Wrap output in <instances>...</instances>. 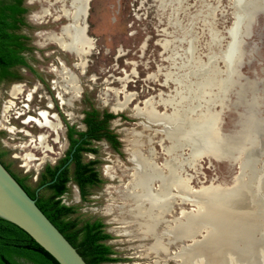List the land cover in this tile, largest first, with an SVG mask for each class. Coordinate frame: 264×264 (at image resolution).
I'll list each match as a JSON object with an SVG mask.
<instances>
[{"label": "rangeland", "instance_id": "374dc122", "mask_svg": "<svg viewBox=\"0 0 264 264\" xmlns=\"http://www.w3.org/2000/svg\"><path fill=\"white\" fill-rule=\"evenodd\" d=\"M238 1L91 0L87 19L91 40L79 34L80 30L86 32V20L51 19L52 15H62L61 6L69 8L71 0L51 7L49 15L44 14V9L50 5L45 0H26L29 12L24 29L32 35L33 44L45 45L49 41L51 46L31 53L37 73L17 69L20 78L0 87V151H8L2 159L6 164L11 163L9 167L15 173L30 174L29 182L34 183L43 165L55 164L63 154L67 124L86 130L84 119L88 110L96 108L115 113L117 117L110 121V127L118 135L121 149L115 150L104 139L95 140L93 146L99 153L86 154V160L100 159L104 183L84 200L78 185L71 182L70 190L63 196L65 203L79 207L74 216L100 217L107 224V231L113 236L109 243L122 259L111 264H158L160 245L164 242L174 249L179 245L177 251L184 247L174 253L177 263L165 257V264H194L196 258L206 259L211 264H233L243 260L249 252L263 258L264 197L257 193L258 181L252 180L257 172L254 161L259 154L264 159L263 149L258 145L244 157L245 169L251 174L249 184L256 192L251 204L230 210L211 208L208 203L204 207L206 197L198 190L211 184L235 185L240 160L218 157L213 153L214 148L212 153L200 157L193 154V147L203 141L191 131L195 118L209 120L213 135L219 112L222 134L232 135L240 129L242 117L251 104L259 119L257 138L264 139V0L251 9L250 19L241 18L239 42L231 49L228 43L232 42L231 30L238 20L235 15ZM72 23L73 54L49 39L51 33L60 34L63 26ZM49 50L55 51V56H48ZM76 54L82 60L76 58ZM211 58L214 59L212 65L208 71L205 68L203 71V75L212 78V84L206 88L210 90L208 96L213 97L208 105L207 96L199 97L203 72L199 73L201 79L192 75L198 76V69ZM62 63L74 76L70 92L64 81ZM183 64L187 68H183ZM184 71L187 73L181 74ZM228 74H232L230 82ZM38 80L43 87L38 88L34 100L29 101L27 95L31 89L36 90ZM177 81L181 90L177 98L169 101L178 89ZM17 84L23 86V92L15 99L10 90ZM48 97L55 104L50 109L52 114L61 116L62 127L57 134L39 129L33 122L26 123L29 115L37 116L39 108H47ZM11 101L15 105L5 111ZM29 106L36 109L29 113ZM155 115L157 122L149 121L148 117ZM180 121L183 131L176 129ZM42 133L47 136L44 145H33L30 140ZM212 138L215 142L214 135ZM262 162L259 160L256 165ZM149 165L160 175H154L151 189L145 190L134 176L138 172L139 178H143ZM174 172L179 183L175 182ZM240 177H245V172ZM131 181L135 188L127 187ZM193 207L197 208L186 210ZM143 209L147 214L141 213ZM158 209L166 212V224L172 227L167 234H164L168 229L165 225L153 221ZM204 225L209 226L208 229ZM192 236L202 239L194 240L189 246L175 243ZM179 256H185L184 262H179Z\"/></svg>", "mask_w": 264, "mask_h": 264}, {"label": "trees", "instance_id": "16d2710c", "mask_svg": "<svg viewBox=\"0 0 264 264\" xmlns=\"http://www.w3.org/2000/svg\"><path fill=\"white\" fill-rule=\"evenodd\" d=\"M29 7L24 0H0V78L8 81L19 79L17 66L26 63L23 52L27 46V35L22 27L27 25L25 14ZM117 117L113 112L92 108L86 112V130L70 127L72 140L67 156L55 164H48L38 181L30 183V174L19 175L12 171L2 157L8 151H0V161L11 172L28 194L36 199L38 206L77 248L88 264H107L120 260L114 246L108 243L113 236L100 217L74 216L77 205L64 202L63 196L70 190L69 183L78 185L84 200L92 190L104 183L99 168L100 159L86 160L87 153L98 154L95 140H106L117 151L121 149L118 135L110 127ZM73 152V149L75 148ZM73 156H72V155ZM66 165L57 175L58 170ZM57 175V178H56ZM55 179V180H54ZM54 180L53 182H51ZM45 187L39 189L42 185ZM0 264H60L37 241L18 225L0 217Z\"/></svg>", "mask_w": 264, "mask_h": 264}, {"label": "bare ground", "instance_id": "6f19581e", "mask_svg": "<svg viewBox=\"0 0 264 264\" xmlns=\"http://www.w3.org/2000/svg\"><path fill=\"white\" fill-rule=\"evenodd\" d=\"M46 2H48L50 5L44 9V14L49 15L50 14V8L53 7L56 4H60L63 0H56L55 2H51L50 0H45ZM68 1V0H67ZM70 1V0H69ZM162 1V0H161ZM242 1V2H241ZM239 0L238 3L235 5V15H237L238 17H241L242 19H250L251 17V9L253 10L255 8V6L258 4V2H262L263 0ZM90 2L91 0H71V4L69 8L64 7L63 5L61 6V11L63 12L62 15H58L56 17V19H70L72 21L75 22V20L78 19H83L84 21L86 20V25H87V30L85 32L84 30H80L79 34L86 36L87 39H91L92 38L89 36L88 34V14H89V8H90ZM241 2V3H239ZM262 5L264 6V3L262 2ZM60 6V5H59ZM241 11L243 12L241 14ZM60 12V11H59ZM61 13V12H60ZM56 15V14H55ZM83 21V22H84ZM57 23V22H55ZM74 24H68L66 26H63L62 28V32L60 34L57 33H51L49 35V39L52 42H55L57 45H59L63 50L71 53L75 51V47H74V37H75V33H74ZM59 31V30H58ZM232 34H233V38H232V42H229L228 45H230V48L235 49L237 44L235 43V36H234V29L231 30ZM231 38V37H230ZM221 41V37H219V42ZM220 44V43H219ZM77 46V45H76ZM94 46V45H93ZM92 50V49H91ZM234 52V51H233ZM71 53V54H73ZM91 53V52H90ZM222 55V53H221ZM76 58L82 60V58H79V55L76 54L74 55ZM216 58V56L214 57ZM236 59V58H235ZM214 61L213 58H211L207 64H204L203 66L201 65V67L198 69L197 71V75H192L194 77H196L197 79H201L199 77V73L204 71V68L208 71V68H210V66L212 65V62ZM233 61V60H232ZM229 64V63H228ZM62 71L64 73V81L67 82V85L69 87V92L73 90V85H74V76L72 74L71 71H69L67 69V67L64 65V63H62ZM235 66V65H234ZM233 66V67H234ZM183 68H187L186 64H183L182 66ZM226 68V67H225ZM203 69V70H202ZM188 71V69H187ZM187 71H184V73L181 74H185L187 73ZM217 72V71H216ZM205 72L202 73V75ZM230 73V72H229ZM232 73V72H231ZM180 74V75H181ZM203 79L201 82H203V87L200 89L199 92V97H206L205 101L207 102V104L209 105V103L211 102V99L213 97H210L208 95H210V90H206V88L208 86H210L212 84V78L210 76L207 75H203ZM188 79L190 80V76ZM228 81L230 82L232 79V74H228ZM217 80V79H215ZM239 80V79H238ZM195 81V80H192ZM254 81V80H253ZM178 82V81H177ZM179 86L178 89L176 90L175 95L172 96V98L169 99L170 100H174L175 98H177V94L178 92L181 90V84L180 82H178ZM230 84V83H229ZM247 85V84H246ZM245 85V86H246ZM247 87V86H246ZM225 88V87H224ZM251 90V89H250ZM259 90V89H258ZM75 91V90H74ZM11 95L15 96L16 98L19 97V95L23 92V88L21 87V85H14L12 87V89L10 90ZM207 92V93H206ZM209 92V93H208ZM237 92V90H236ZM227 94V93H226ZM225 94V96H226ZM33 92L30 91L28 93V100L32 101L33 100ZM71 95V94H70ZM61 98H63L62 93H60ZM249 96V95H248ZM254 97V96H253ZM256 98V97H255ZM260 98V97H259ZM64 103L67 102L66 99H62ZM246 100V99H245ZM250 101V100H249ZM10 104L12 105V107L15 105L14 102H10ZM11 105L6 106L5 111H7L8 109H11L12 107H10ZM52 102L49 101V104L47 105V108L43 109H39L40 112H38L37 116H29V118L26 120V123L28 122H33L36 124V126L39 129H45V130H49L53 133H59L62 127V123H61V116L59 114H52V111L50 109H52ZM250 110L248 111L247 114H245V116L242 117V120L240 122V129L232 134V135H225L224 138L221 139L222 136V132L220 130L219 127V120H220V113L218 112V121L215 123V128L214 129V137H215V142L213 140V135L211 133V122L209 120L203 119V118H195V120H193L191 122V131L193 132L194 136L196 138H200L203 139L201 144H197V146L193 147V154L194 157H200L206 153H212V149H213V153H215V151L217 150L219 143H224L223 148H225L224 150L222 149L221 153L223 152L224 154H233L235 150H237L238 148H242L240 147L243 143L245 142L246 144H248L249 146H253L254 144H256V135L257 134V125H258V121L259 119L256 117L255 112L253 111V106L252 104L250 105ZM248 107V106H247ZM206 108V107H205ZM249 108V107H248ZM210 111L212 112V110L210 109ZM247 111V110H246ZM155 117H151L149 119V121L151 122H157L155 120ZM198 117V116H197ZM53 119H56L58 122H54ZM183 119V118H182ZM187 121V119H186ZM182 121L177 122L176 123V129L178 131H183V124H181ZM261 126V125H260ZM64 128V127H63ZM11 131H13V129H11ZM172 131V130H171ZM170 132V131H169ZM169 134V133H168ZM187 134V133H186ZM31 135V134H30ZM171 135V134H170ZM46 134L42 133L40 134L38 137H34V139L30 140V142H32L33 145L37 144L39 146H43L44 142L46 140ZM170 138V137H169ZM262 138V137H261ZM175 140V139H174ZM221 140V141H220ZM179 145V144H178ZM215 146V147H214ZM260 147V146H259ZM251 149V148H250ZM245 150L244 152V157L245 154L247 153L248 150ZM260 149V148H259ZM134 157V156H133ZM215 157V156H214ZM28 160L31 161L30 157H26ZM229 158V157H228ZM260 164V163H259ZM163 167V166H162ZM140 168V167H139ZM164 168V167H163ZM149 169V170H148ZM137 171V170H136ZM169 171V170H168ZM145 176L143 178H139V173H135V179L138 180V182L140 183V185L142 186L143 189L145 190H150L151 189V184L150 181L152 180V177L154 175L158 176L160 175V172L152 167V166H148L147 170L145 172ZM176 172L173 173V177L175 178V182L179 183L177 178H176ZM251 176V174L249 173V171L245 170V177H243L241 179V177L237 180V182L235 183V185H233L232 187L226 189V190H221V191H208V188L203 187L202 189L198 190V193H200L201 191H205V192H209L206 195L209 196V198L206 199V204H204L203 206H207L208 205L211 208H215V209H234V208H239V207H246L248 205L251 204L254 196H255V190L253 187L250 186L249 184V177ZM248 178V179H247ZM251 179V178H250ZM254 180V178L252 179ZM263 180V179H262ZM166 183V182H165ZM171 183V182H170ZM169 183V185H171ZM260 183V182H259ZM168 184V183H167ZM176 184V183H175ZM256 184V183H255ZM134 185V182L131 181L129 182V184H127V187H132ZM162 185V184H161ZM167 186V185H166ZM255 186V185H254ZM134 187V186H133ZM181 187V186H180ZM208 187V186H207ZM135 188V187H134ZM167 188V187H166ZM182 188V187H181ZM258 188H259V184H258ZM257 189V188H256ZM163 190V188H162ZM164 191V190H163ZM184 192V191H183ZM164 193V192H163ZM182 193V192H181ZM126 195V194H125ZM128 195V194H127ZM258 195V194H257ZM128 197V196H127ZM261 197V196H260ZM135 200V199H134ZM138 200V199H137ZM184 200V199H183ZM200 199H198L197 201H199ZM139 201V200H138ZM137 201V202H138ZM136 202V201H135ZM263 202V201H262ZM194 204V203H193ZM171 205V204H169ZM197 206V205H196ZM202 206V207H203ZM197 208V207H196ZM195 208V209H196ZM167 210V209H166ZM169 210V209H168ZM171 210V209H170ZM201 212V211H200ZM141 213H143L144 215L147 214V211L145 209L141 210ZM199 213V212H197ZM262 215V214H261ZM182 216V215H181ZM194 216V215H193ZM203 216V215H202ZM201 216V217H202ZM207 217V215H206ZM185 218V217H184ZM184 220V219H183ZM193 220V219H192ZM195 220V219H194ZM224 220V219H223ZM262 220V218H261ZM153 221L156 222L159 225H165L164 227H167L168 229L164 230V234H167V232H169L170 230H172L171 225L166 224V212L158 209V212L155 214V217H153ZM221 222V221H220ZM224 222V221H223ZM264 222V221H263ZM227 223V222H226ZM152 224V223H150ZM200 224V223H199ZM173 225V224H172ZM217 225V224H216ZM226 225V224H224ZM253 225V224H252ZM256 225V224H254ZM260 225V223H259ZM231 226V225H230ZM229 226V227H230ZM234 226V225H233ZM197 227V225H196ZM202 227V226H201ZM203 227H205V229L209 226L204 225ZM226 228V227H225ZM184 229V228H183ZM235 229V228H234ZM155 230V229H154ZM176 230V229H175ZM174 230V231H175ZM198 230V229H197ZM216 230V229H215ZM227 230V229H225ZM230 230V229H229ZM257 230V229H256ZM254 231H255V227H254ZM145 232V231H144ZM233 232V231H232ZM258 232V231H257ZM183 234V233H182ZM215 234V233H214ZM220 234V233H219ZM262 234V233H261ZM209 235V234H208ZM218 235V234H217ZM222 235V234H221ZM254 235V234H253ZM159 236V235H158ZM184 236V234H183ZM256 236V235H255ZM234 237V236H233ZM251 237V235L249 236V238ZM254 237V236H253ZM183 238V237H182ZM189 238V237H188ZM206 238V237H205ZM218 238H221V236ZM259 238V237H258ZM238 239V238H237ZM154 240V239H153ZM160 240V239H159ZM158 240V241H159ZM172 240V239H171ZM216 240V238L214 239ZM264 240V239H263ZM201 241V240H200ZM260 243V242H259ZM262 243V242H261ZM264 243V242H263ZM160 244V243H159ZM161 251L163 252H168L169 246L164 242L161 245ZM201 246V245H200ZM206 246V245H205ZM210 246V245H209ZM184 247H180L177 252H181L183 250ZM154 249V248H153ZM195 249V248H194ZM239 249V248H238ZM199 250V249H198ZM195 251V250H194ZM209 253V252H208ZM261 253V252H260ZM203 253H201L202 255ZM212 254V253H211ZM234 254V253H233ZM176 255V254H175ZM222 256V255H220ZM191 257V256H190ZM226 257V256H225ZM192 258V257H191ZM177 259L179 260V262H184L185 260V256H179L177 257ZM231 260V259H230ZM232 261V260H231ZM177 263V262H176ZM239 264H262V258L261 256H259L257 253L255 252H249L246 253L245 257L243 260L238 261ZM191 264V263H190ZM194 264H211L208 260L206 259H202V258H196Z\"/></svg>", "mask_w": 264, "mask_h": 264}, {"label": "water", "instance_id": "95a60500", "mask_svg": "<svg viewBox=\"0 0 264 264\" xmlns=\"http://www.w3.org/2000/svg\"><path fill=\"white\" fill-rule=\"evenodd\" d=\"M242 23L241 17H238V20L233 27L235 43L238 44V32L240 29V25ZM89 25V23H88ZM255 103H258V100H255ZM256 137L258 135L255 134ZM225 135L222 134L221 139L224 138ZM256 144L253 146H249L245 142L240 146L242 148H238L234 151L236 155L232 154H224L221 153L222 149L224 150L222 145L224 143H219L217 150L215 151L218 157H230L235 161L240 160V173L238 175V179L240 175L245 172V163H244V152L247 149H254L258 145L263 149L264 152V139L259 141V138H256ZM221 141V140H220ZM254 152V150H253ZM258 159L255 160V181H258L259 188L257 193L264 197V162L261 165L257 166L256 164L259 160L264 161V159L260 158V154L257 156ZM71 159L63 165L59 170L60 171L69 164ZM244 169V170H243ZM56 175V178H57ZM263 179V181H262ZM55 180V179H54ZM52 180L51 182H53ZM48 182L42 185L39 189L45 187ZM232 185L223 186L220 184L209 185L208 191H221L226 190ZM209 192L201 191L200 194H203L206 198H203V201L206 202L208 198L206 195ZM194 198V197H193ZM200 199V198H199ZM195 208L186 209L187 211H192ZM0 217L4 218L22 229H24L35 241H37L48 253H50L60 264H88V262L84 259V257L80 254L77 248L68 240V238L61 232V230L51 221V219L43 212V210L38 206L36 199L32 198L28 192L21 186V184L16 180V178L11 174V172L4 166V164L0 161ZM178 217V216H177ZM204 229V228H203ZM264 231V229H263ZM262 231V232H263ZM202 238H198L197 236H192L189 239H185L181 241V244L184 246H189L194 243V240L199 241ZM188 240H190L188 242ZM264 246V245H261Z\"/></svg>", "mask_w": 264, "mask_h": 264}, {"label": "flooded vegetation", "instance_id": "af4514ba", "mask_svg": "<svg viewBox=\"0 0 264 264\" xmlns=\"http://www.w3.org/2000/svg\"><path fill=\"white\" fill-rule=\"evenodd\" d=\"M24 5H26V0H24ZM43 5V4H42ZM27 6V5H26ZM43 7V6H42ZM42 9V8H41ZM29 12V11H28ZM27 12V13H28ZM27 13L25 14V20H26V22H27ZM56 18V16H53L52 15V18L51 19H55ZM53 22V21H52ZM40 23H45V22H40ZM47 23V22H46ZM47 24H49V22L47 23ZM24 28H27V25L26 26H23L22 27V32L24 33V34H26L27 35V37H28V39H27V46H29V47H33V46H35V48L33 47L32 49H27L25 52H23V54L25 55V58H26V63L25 64H20V65H18L17 66V69H24V70H29V71H31L32 73H37V71H36V68H35V65L33 64V62L31 61V59H30V57H31V53H33V52H37L38 51V49L40 48H49L50 46H51V43H49V41H46L47 43L44 45H40V44H36L35 45V43L33 44V42H32V35L29 33V32H27ZM58 31V30H57ZM37 46V47H36ZM57 46V45H56ZM50 51V50H49ZM46 52V54H48V56H50V57H52V56H55V51H50V52ZM57 59V58H56ZM57 62L59 63V64H61L60 62V60L59 59H57ZM75 64V63H74ZM38 75V79H40V81L42 80L43 81V78H41L40 77V75L39 74H37ZM39 80H38V82H39V84L35 87L36 88V90L35 89H31L30 91H32L33 92V94H35L36 92H37V90H38V88H42L43 86L41 85V82H40ZM8 83H11L10 81H8V80H6V79H2V78H0V87H1V85H7ZM14 83V82H13ZM18 85H20V84H18ZM21 87L23 88V86L21 85ZM12 89V88H11ZM10 95H11V92H10ZM12 96V95H11ZM34 97H35V95H33ZM13 98H15L16 99V97L15 96H12ZM34 97H33V100H34ZM0 98H1V92H0ZM27 99H28V97H27ZM48 99L52 102V108L53 107H55V104H54V101H53V99H51V98H49L48 97ZM11 102H13V101H11ZM30 105H31V102L29 103ZM11 105V104H10ZM10 107H12V105L10 106ZM38 107H40V106H38ZM6 109V108H5ZM34 109H36L35 107H31V106H29V113H30V111L32 110H34ZM39 109H41V108H39ZM38 112H40V111H37V114H38ZM30 116V115H29ZM70 125V126H69ZM71 126H74V125H71V124H67V132H66V142H67V144H66V147H65V149H64V152H63V154L58 158V160L60 159V158H63V157H65V156H67V154H68V150L70 149V147H71V144H72V140H71V138L69 137V132H70V127ZM76 149V146H75V148L73 149V152H74V150ZM72 155V154H71ZM73 156V155H72ZM58 160L56 161V163L58 162ZM48 164H53V163H51V162H47V163H45L44 165H43V167H42V169L37 173V175L35 176V179H34V182H36V181H38L39 180V178H40V176H41V174L45 171V168H46V166L48 165ZM71 183V182H70ZM69 183V184H70ZM188 242H189V240H188ZM108 243H109V240H108ZM175 243H180L181 244V242H175ZM181 245H183V244H181ZM184 246V245H183ZM178 247H179V245L178 246H176L175 247V249L173 248V246L172 245H170L169 246V250H168V252H163V251H161V252H159L158 253V256H160V260L158 261V264H165L163 261H165V257H167L168 258V260H171V261H174V262H177L176 261V258L174 257V253L177 251V249H178ZM261 248H262V253H263V264H264V246H261ZM160 254H163L164 255V257L163 256H161ZM114 256H116V254H113ZM140 257V256H139ZM145 256H143V257H140V258H144ZM120 258V260H122L121 259V257H119ZM120 260H118V261H120ZM117 261V262H118ZM111 263H115V262H111ZM111 263H107V264H111ZM233 264H239L238 262L237 263H233Z\"/></svg>", "mask_w": 264, "mask_h": 264}]
</instances>
